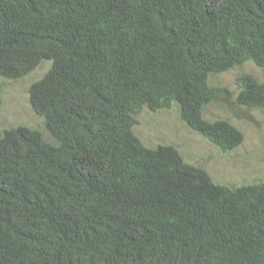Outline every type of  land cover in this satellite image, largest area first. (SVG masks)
<instances>
[{
	"label": "trees",
	"instance_id": "trees-1",
	"mask_svg": "<svg viewBox=\"0 0 264 264\" xmlns=\"http://www.w3.org/2000/svg\"><path fill=\"white\" fill-rule=\"evenodd\" d=\"M42 62L28 102L51 140L0 135V264H264V181L216 184L133 133L175 103L221 152L242 143L202 113L210 75L264 70V0H0V77ZM236 81L263 109L264 81Z\"/></svg>",
	"mask_w": 264,
	"mask_h": 264
},
{
	"label": "rangeland",
	"instance_id": "rangeland-1",
	"mask_svg": "<svg viewBox=\"0 0 264 264\" xmlns=\"http://www.w3.org/2000/svg\"><path fill=\"white\" fill-rule=\"evenodd\" d=\"M49 66L48 62H42L30 74L17 80L0 77V135L4 129L22 126L38 130L45 139L51 140L43 119L34 114L28 102V88L46 73ZM242 73L264 81V70L251 62L210 75L208 85L215 97L204 106L202 113L205 120H226L242 133L243 141L235 149L221 152L188 129L180 121L175 103L169 109L157 112L143 109L136 116L133 133L147 148H175L186 163L204 169L216 184L235 188L264 181V108L248 109L236 104L240 90L236 78Z\"/></svg>",
	"mask_w": 264,
	"mask_h": 264
}]
</instances>
